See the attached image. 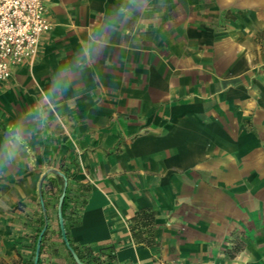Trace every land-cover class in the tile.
I'll return each instance as SVG.
<instances>
[{
    "label": "crops",
    "instance_id": "1",
    "mask_svg": "<svg viewBox=\"0 0 264 264\" xmlns=\"http://www.w3.org/2000/svg\"><path fill=\"white\" fill-rule=\"evenodd\" d=\"M45 5L37 55L0 81V264H33L41 198L38 264H76L56 170L81 250L111 247L115 264L260 260L258 240L240 260L224 251L264 227V0H221L206 18L184 0ZM236 8L249 20L227 17Z\"/></svg>",
    "mask_w": 264,
    "mask_h": 264
},
{
    "label": "built area",
    "instance_id": "2",
    "mask_svg": "<svg viewBox=\"0 0 264 264\" xmlns=\"http://www.w3.org/2000/svg\"><path fill=\"white\" fill-rule=\"evenodd\" d=\"M52 26L45 0H0V81L11 76L14 65L37 55Z\"/></svg>",
    "mask_w": 264,
    "mask_h": 264
},
{
    "label": "rangeland",
    "instance_id": "3",
    "mask_svg": "<svg viewBox=\"0 0 264 264\" xmlns=\"http://www.w3.org/2000/svg\"><path fill=\"white\" fill-rule=\"evenodd\" d=\"M221 1V0H219ZM218 0H184V3L186 5V14H193L192 10L193 7L192 5L195 4L196 5V9L197 6H200V14L205 15V18L207 15H210V12H208V10L211 9L212 3L215 2H219ZM196 12V11H195ZM196 14V13H194ZM220 15L218 17H221L223 15V13H219ZM227 17L228 16H232L234 17L233 20H238L239 22H245L248 19V13L246 11V9H241V8H236L233 11L227 12ZM261 235L260 236H253V237H246L244 234L240 235V234H234L232 235V237L230 236V238H228V246L225 249V258L227 259H231V260H240L241 258H244L245 255L244 251H245V246L246 243L249 240H253V241H260L264 247V227L261 228ZM240 258V259H239ZM250 264H264V253H262L260 260H257L253 263Z\"/></svg>",
    "mask_w": 264,
    "mask_h": 264
},
{
    "label": "trees",
    "instance_id": "4",
    "mask_svg": "<svg viewBox=\"0 0 264 264\" xmlns=\"http://www.w3.org/2000/svg\"><path fill=\"white\" fill-rule=\"evenodd\" d=\"M65 176L68 180V174L67 173H65ZM59 178H60V180L62 182V186H63L64 178L63 177H59ZM61 191H62V187L60 189V193H61ZM69 203H70V199H69L68 187H67L66 194H65L64 200L62 202V215H63V220H64V225H65V230H66L68 242L71 245V247L76 251L80 260L86 264H115V255L113 254L111 247L102 248L97 253H93L92 249L89 247H86L83 250H81V249H79L73 245V243L69 237V230H68V224H67L68 213L70 211H72L69 207ZM45 208H46V215L44 214L42 216L43 217L42 218V224H41L40 228L38 229V233L36 235L35 241H37V237L39 235V232L42 230V228L44 226L45 216H47V220L49 221V215H48L47 207L45 206ZM56 217H57V222H58V226H59L58 212L57 211H56ZM137 217L138 218L142 217V218H145L147 220H151V219H153V213L149 210H144L142 212H139L137 214ZM146 223H149V221ZM59 230H60V227H59ZM60 234H61V231H60ZM134 234L136 237H138V234L136 232ZM42 246H43V243H41L40 252L42 250ZM34 251H35V247H34ZM69 254L72 257V254L70 251H69ZM33 259H34V254H33ZM72 259H73V257H72Z\"/></svg>",
    "mask_w": 264,
    "mask_h": 264
},
{
    "label": "water",
    "instance_id": "5",
    "mask_svg": "<svg viewBox=\"0 0 264 264\" xmlns=\"http://www.w3.org/2000/svg\"><path fill=\"white\" fill-rule=\"evenodd\" d=\"M54 172L59 174V175H61L64 178V185H63L62 193H61V195L59 197L58 204H57L58 221H59V227H60L62 239H63L66 247L68 248V250L71 252L72 257H73L74 261L76 262V264H86V263H84V262H82L80 260V258L78 256V254L76 253V251L69 244L68 239H67L66 230H65V225H64L63 215H62V202L64 200V197H65V194H66V190H67V184H68L67 178L64 175V173H62L60 171L56 170ZM41 205H42V211L46 215V208H45V205H44V202H43L42 198H41ZM47 226H48V220H47V216H45L44 226H43L42 230L40 231V233L38 235V238H37L33 264H38L41 243H42V239H43L44 233H45V231L47 229Z\"/></svg>",
    "mask_w": 264,
    "mask_h": 264
}]
</instances>
